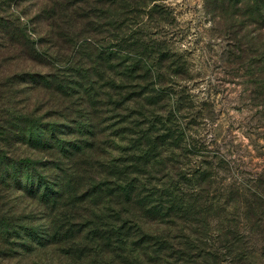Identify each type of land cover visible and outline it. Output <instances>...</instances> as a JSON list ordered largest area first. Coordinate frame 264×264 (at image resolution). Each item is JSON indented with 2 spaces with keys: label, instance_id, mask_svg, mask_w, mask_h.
<instances>
[{
  "label": "trees",
  "instance_id": "obj_1",
  "mask_svg": "<svg viewBox=\"0 0 264 264\" xmlns=\"http://www.w3.org/2000/svg\"><path fill=\"white\" fill-rule=\"evenodd\" d=\"M12 1L0 0V260L264 264V179L219 185L211 163L189 178L160 173L197 145L162 119L169 78L185 70L136 29L148 0H36L30 18ZM208 3L242 29L264 24V0ZM255 87L264 120V78Z\"/></svg>",
  "mask_w": 264,
  "mask_h": 264
},
{
  "label": "rangeland",
  "instance_id": "obj_2",
  "mask_svg": "<svg viewBox=\"0 0 264 264\" xmlns=\"http://www.w3.org/2000/svg\"><path fill=\"white\" fill-rule=\"evenodd\" d=\"M12 6L18 12H26L27 18L35 17L38 10L36 0H16ZM156 7L167 14L149 17L148 13ZM211 9L208 0H148L138 9L140 18L133 20L147 40L161 43L164 51L176 54L184 64L183 78H169L171 84L166 93L170 95V103L162 119H168L174 130L182 131L178 133L183 135L182 145L187 142L197 146L188 148L195 152L193 155H188L186 149H178L175 163L169 166L172 169L160 173L171 172L179 177L181 172L189 178L211 163L214 180L219 185L251 184L256 178L264 179L262 96L259 86L255 87L264 78V71L260 73L264 70L260 54L264 50V24L242 29V18L228 22L221 10ZM234 38H244L241 44L247 55L242 63L234 59L240 55L239 42ZM118 154L115 147V151L107 153V159ZM180 156L183 158L179 159ZM222 159L228 163L227 170L215 167ZM90 174L92 181L99 180L93 169L87 170V175ZM74 176L81 178L80 173ZM11 204L25 215L30 214L36 224L41 223L30 200H15ZM9 261L0 260V264H32L20 258Z\"/></svg>",
  "mask_w": 264,
  "mask_h": 264
}]
</instances>
